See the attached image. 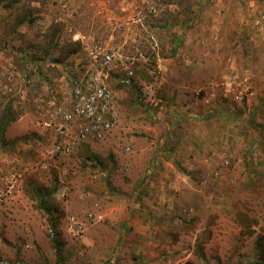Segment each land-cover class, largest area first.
I'll list each match as a JSON object with an SVG mask.
<instances>
[{
  "label": "rangeland",
  "instance_id": "obj_1",
  "mask_svg": "<svg viewBox=\"0 0 264 264\" xmlns=\"http://www.w3.org/2000/svg\"><path fill=\"white\" fill-rule=\"evenodd\" d=\"M94 46L101 135L66 118ZM8 106L0 264H264V0H22L0 14Z\"/></svg>",
  "mask_w": 264,
  "mask_h": 264
},
{
  "label": "built area",
  "instance_id": "obj_2",
  "mask_svg": "<svg viewBox=\"0 0 264 264\" xmlns=\"http://www.w3.org/2000/svg\"><path fill=\"white\" fill-rule=\"evenodd\" d=\"M91 62L90 66L81 74L76 76L73 83V91L75 98L74 113L67 114L68 120L74 116L81 118H97V122L101 125H96V129L101 135L100 128H109L111 122L104 118V114L97 115V107L100 106L103 110L108 107L112 99V93L102 75H105L106 65L111 62L112 54L100 46H94L90 50ZM123 83H133V71H128L122 79ZM89 131V128L86 129Z\"/></svg>",
  "mask_w": 264,
  "mask_h": 264
},
{
  "label": "trees",
  "instance_id": "obj_3",
  "mask_svg": "<svg viewBox=\"0 0 264 264\" xmlns=\"http://www.w3.org/2000/svg\"><path fill=\"white\" fill-rule=\"evenodd\" d=\"M22 0H0V14L2 13V11L5 10H14L16 11V9L21 5ZM17 20L16 23L12 26L13 30L11 33H16L18 32V28L20 25L24 24L25 22H32V14L29 11H26L24 14H19L16 16ZM10 42H8L9 44ZM57 45V43L55 44ZM74 52H77L78 49L75 48L73 50ZM26 58L28 59V61H35V57L33 58L32 56L26 55ZM16 116H13V112L11 111V107H6L5 110L3 111V113L0 115V147L1 148H7V147H11L13 145H15L17 143V139L9 141L6 138V130L7 127L9 126V124L15 119ZM46 210L48 211V213L51 215V226L53 229L56 230V226H57V222L55 220V218H53V209L51 208H46ZM54 239H57V235L55 236Z\"/></svg>",
  "mask_w": 264,
  "mask_h": 264
}]
</instances>
